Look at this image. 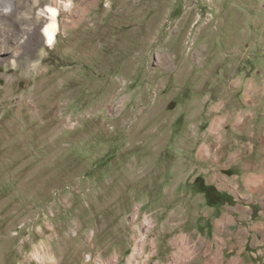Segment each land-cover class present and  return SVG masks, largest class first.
Instances as JSON below:
<instances>
[{"label":"rangeland","instance_id":"374dc122","mask_svg":"<svg viewBox=\"0 0 264 264\" xmlns=\"http://www.w3.org/2000/svg\"><path fill=\"white\" fill-rule=\"evenodd\" d=\"M2 14L0 264H264V0Z\"/></svg>","mask_w":264,"mask_h":264},{"label":"bare ground","instance_id":"6f19581e","mask_svg":"<svg viewBox=\"0 0 264 264\" xmlns=\"http://www.w3.org/2000/svg\"><path fill=\"white\" fill-rule=\"evenodd\" d=\"M48 11H49V16H50L51 21L49 22L48 25H46L44 27L43 36H44L45 40H47L48 45H53L54 42L56 41V36H57V31H58V13H59V11L57 9H53V8H50ZM7 12H8V10H7ZM1 13H2V11H1ZM0 16H3V14ZM178 216H180L182 218V216L179 214L173 215L175 220L179 219ZM179 241L180 242H179L178 248H179V251H182L181 253L183 254L184 249L186 247H188L189 243L186 241V238L183 236L180 237ZM132 258L133 259L141 258V255L138 253V249L134 250V254L132 255Z\"/></svg>","mask_w":264,"mask_h":264},{"label":"trees","instance_id":"16d2710c","mask_svg":"<svg viewBox=\"0 0 264 264\" xmlns=\"http://www.w3.org/2000/svg\"><path fill=\"white\" fill-rule=\"evenodd\" d=\"M205 194L207 202L210 206L218 204V201L221 199V195L214 186H206L205 189L201 190Z\"/></svg>","mask_w":264,"mask_h":264}]
</instances>
